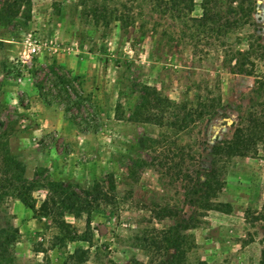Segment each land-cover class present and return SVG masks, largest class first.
I'll return each mask as SVG.
<instances>
[{"label":"rangeland","instance_id":"rangeland-1","mask_svg":"<svg viewBox=\"0 0 264 264\" xmlns=\"http://www.w3.org/2000/svg\"><path fill=\"white\" fill-rule=\"evenodd\" d=\"M123 2L24 0L8 17L0 13V176L7 148L35 186L28 204L10 193L0 207V225L19 230L15 264H260L264 143L222 169L213 200L230 213L202 208L195 192L224 166L215 144L264 117V49L262 58L239 54L250 42L264 47V0L251 26L207 40L146 5L144 26L126 31L115 13L94 12ZM30 42L40 47L26 62ZM145 92L163 101L151 112L137 109ZM201 101L214 106L203 117ZM51 182L104 188L90 227L86 214L41 207ZM174 227L178 247L166 240Z\"/></svg>","mask_w":264,"mask_h":264},{"label":"trees","instance_id":"trees-1","mask_svg":"<svg viewBox=\"0 0 264 264\" xmlns=\"http://www.w3.org/2000/svg\"><path fill=\"white\" fill-rule=\"evenodd\" d=\"M24 0H4L3 7L0 9V13L4 14V17H8L9 13H13V6L15 9L21 5ZM120 9L110 10L107 5L95 10V13H101V15H107L108 13H115L116 19L120 23V28L124 31L129 27L134 26L138 21L141 22L140 27L144 26L143 11L146 5L151 11H164L171 13V18L174 20L182 21L185 28L194 31L195 37H201L203 39H209L213 36L217 38L221 36H229L231 33L242 30L247 26L253 24V14L256 6V0H201L199 7L201 14L199 16H192L197 6L196 0H122ZM30 3V2H29ZM128 3L134 5L135 8L129 7ZM18 10V9H17ZM143 21V22H142ZM146 33L143 32L142 36ZM250 37V36H249ZM252 38V37H251ZM199 40V41H201ZM249 40H251L249 38ZM264 47L261 44L255 45L249 43L248 51L239 50V54L242 56L248 54L262 58ZM238 65V64H237ZM243 65V64H241ZM252 65L254 63L252 62ZM241 71L250 74L247 70H244L243 66L239 68ZM149 93H144L141 96V102L137 105L138 110H145L147 112L153 111L163 101L158 99V102H154ZM200 112L196 111L199 117L209 113L214 106L213 104L201 101ZM192 113L185 115L184 119L192 117ZM259 143H264V117H250L247 123L237 127L231 138L224 141H219L213 147V155L218 163H224V166L219 170L213 167L209 170L204 181L198 184L196 194L198 198L195 203H199L202 208L207 210H217L224 213L231 212V206L228 203L217 202L213 199L216 198L221 192L224 181L222 175L224 173L227 162L237 156H246L253 149L257 147ZM6 162V170L0 176V207L3 204L5 197L10 193H13L19 200L28 204L27 193L35 188L32 181L25 177L26 167L24 163L17 158H14L9 153L8 149L3 154ZM50 196L42 204V208H46L48 203H52L53 206H58L65 212L73 214L75 217H81L86 214L87 227H90L89 216L92 214L94 205H99L101 200L107 198V193L104 192V188L100 184H95L92 187L77 191L71 189L69 186H65L59 182H51L50 184ZM32 209L34 206H30ZM173 230H177L176 227L171 228L166 232L168 243L171 246L178 247L180 242L177 238H173L170 235ZM19 230L8 225H0V264H15V255L13 254L12 247L17 242ZM143 245L145 247L157 246L160 250L162 242L155 240H149L145 237L142 238ZM160 243V244H159ZM77 252V251H76ZM72 254L70 258H73ZM84 261L80 259L78 262ZM61 264H67L63 262ZM150 264H154L150 261ZM160 264H178L176 262H161ZM260 264H264V258Z\"/></svg>","mask_w":264,"mask_h":264},{"label":"built area","instance_id":"built-area-1","mask_svg":"<svg viewBox=\"0 0 264 264\" xmlns=\"http://www.w3.org/2000/svg\"><path fill=\"white\" fill-rule=\"evenodd\" d=\"M39 47L40 46L37 44V42L28 43L27 48H26V52L24 54L26 62L32 60V58L37 54Z\"/></svg>","mask_w":264,"mask_h":264}]
</instances>
